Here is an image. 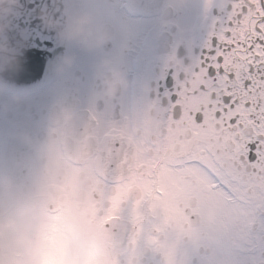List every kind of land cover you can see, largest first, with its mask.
Segmentation results:
<instances>
[{"label":"snow or ice","instance_id":"snow-or-ice-1","mask_svg":"<svg viewBox=\"0 0 264 264\" xmlns=\"http://www.w3.org/2000/svg\"><path fill=\"white\" fill-rule=\"evenodd\" d=\"M198 56L178 69L177 99L147 136L114 126L117 186L105 203L92 175L84 213L108 230L130 193L134 264L142 201L161 222L147 243L162 264H264V0H215ZM89 168V150L82 146ZM53 208L52 227L66 214ZM161 241L170 243L162 244Z\"/></svg>","mask_w":264,"mask_h":264},{"label":"flooded vegetation","instance_id":"flooded-vegetation-1","mask_svg":"<svg viewBox=\"0 0 264 264\" xmlns=\"http://www.w3.org/2000/svg\"><path fill=\"white\" fill-rule=\"evenodd\" d=\"M210 2L215 0H18L3 36L15 50L16 64L0 72V174L30 186L42 167L35 146L55 134L54 111L70 107L77 116L74 135L88 146V166L106 203L118 183L119 147L106 137V130L118 126L135 131L136 113L146 101L162 114L175 102L182 78L178 69L199 55L207 38L215 15L214 8L206 7ZM68 9L97 14L109 29L110 40L97 52L72 48L71 65L57 71L58 61L69 49L60 43L55 29L45 26L42 17L62 22ZM105 56L116 61L129 82L127 90L111 102L97 96L95 65ZM141 84L148 86L147 94ZM136 198V193H130L122 201L108 229H115L121 239V261L134 230ZM136 212L140 232L134 264H162L160 252L147 243L161 214L150 210L146 200Z\"/></svg>","mask_w":264,"mask_h":264},{"label":"clouds","instance_id":"clouds-1","mask_svg":"<svg viewBox=\"0 0 264 264\" xmlns=\"http://www.w3.org/2000/svg\"><path fill=\"white\" fill-rule=\"evenodd\" d=\"M17 5L18 0H0V72L16 64L15 50L3 36ZM42 18L69 49L58 61L57 71L71 65L72 48L97 52L110 40L108 27L91 11L68 9L62 22L46 15ZM95 79L97 96L107 102L129 87L125 72L107 56L96 63ZM139 87L147 94L146 84ZM161 117L162 112L146 101L136 113L135 132L149 135ZM76 119L70 107L54 111L52 123L56 132L35 146L42 167L30 186L0 174V264H113L123 254L116 230L97 229L83 211L91 169L85 166L83 145L74 135ZM24 139L27 141L28 137ZM53 208L67 210L54 228Z\"/></svg>","mask_w":264,"mask_h":264}]
</instances>
